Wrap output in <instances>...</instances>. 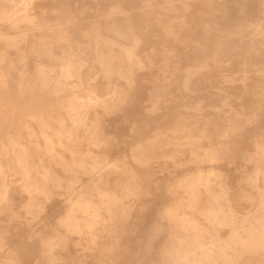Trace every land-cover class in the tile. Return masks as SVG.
<instances>
[{
    "label": "bare ground",
    "instance_id": "bare-ground-1",
    "mask_svg": "<svg viewBox=\"0 0 264 264\" xmlns=\"http://www.w3.org/2000/svg\"><path fill=\"white\" fill-rule=\"evenodd\" d=\"M74 1L76 3L77 0H0V44L5 46L0 45V118L3 117L1 119L4 123V119H10L9 128L12 127L7 131L3 129L5 132L0 134V216L12 209L15 203L14 187L19 184L27 197V211L32 215L27 219L30 220L29 227L32 226L30 222L45 211L41 195L50 198L53 188L61 187L63 182L55 165L72 175L67 179L71 189H76L75 183L82 181L83 174L90 176L89 184L79 189L77 198H67L66 213L59 221L67 234L57 229L42 238L47 264H64L66 257L60 254L57 245L68 250L67 243L73 234L79 235V240H75L77 244L86 242L82 244V250L101 246L111 251L113 239L122 234L119 228L126 229L135 208L136 203H127L126 199L139 197L143 193L142 174L131 164L128 165L127 155L111 160L109 151L102 150L108 141L102 117L122 109L128 99L132 98L127 87L121 89L112 80L114 74L125 77L126 82L132 84L136 80L137 71L144 69L148 61L150 67L157 66L158 75H163V78L158 76L157 81L170 82V75H174V72H170L171 67L174 70L181 69L180 61L184 56L186 75L181 86L187 91L189 100L188 97L193 95L190 92L197 94L199 85L206 82L196 76L198 73L207 75L206 72H213L212 69L217 66L220 70L224 62L234 63L233 59L239 56H242L238 63L243 72L242 85H253L248 72L259 70L254 58L264 53V16L251 19L245 15L239 20L233 16L231 20L226 10L230 0H142L140 7L131 0H96L103 7L101 13L99 11L95 15H86L91 4L89 0H78L81 1L80 5H74ZM245 1L236 3L239 12L243 14ZM258 1L264 6V0ZM49 9L56 15L54 19H50ZM168 11L174 14L169 15ZM88 18V28L85 30ZM190 21H196L197 24L194 26ZM198 28L202 29L201 38L196 34ZM168 41L175 43L177 49L173 51L164 45L158 50L155 46ZM148 43H154L149 51L160 55V61L156 62L149 53L145 55L146 59L143 58L139 47ZM211 45L212 54L207 51ZM30 58L34 61L33 71L30 69ZM95 70L102 72L107 79L105 97L100 95L98 85L92 81ZM222 77L227 81L231 79L226 75ZM159 92L156 88L152 94V111L159 108ZM195 101V104L188 105L194 112L187 115L180 113V121L176 126L163 131L156 128L152 135L133 143L131 155L137 163L150 168L153 161L159 160L168 165L169 160H172L178 166L181 165L178 156L186 151H189L190 160L194 162L219 160L221 152L228 148V142L219 141L202 153L198 139L191 135L194 128H199L201 120H206L207 124L212 123V114L202 111V100L197 98ZM19 102L22 107L24 103L30 108L24 106V109H20L19 105V109H15V105L10 104ZM9 105L14 109H8ZM98 105L101 111L97 110ZM224 105L228 107L225 113L231 122L230 126L233 120L237 122L241 119L239 122L242 125H238L244 128L258 118L255 110H238L227 99ZM40 106H48L50 109H41ZM217 109L218 113L222 110L219 107ZM16 113L19 114L16 116ZM22 115L29 120L24 116L21 118ZM91 117L93 119L89 122ZM14 118L18 121H14ZM125 118L128 119L127 114ZM31 121L37 122L38 130ZM80 128H85L84 138L98 149L84 151L79 147L83 141L78 134ZM200 129L202 138L207 128L201 126ZM228 132L226 130L224 135ZM255 147L257 154L264 160V142L255 140ZM46 156L48 159H45ZM204 172L200 168L192 175L185 174L177 178L170 176V179H175V183L173 185L171 182L169 187L173 193L178 194L179 201L167 204L161 213V217L170 222L171 229L161 247V264H239L247 252L260 256V264H264V189L258 184L262 167L257 166L247 178L258 190L260 204L241 221L237 220L236 208L229 192L216 189L221 170L212 169L208 175ZM113 173H120L125 178L116 180L117 188L111 187ZM15 174H20L21 178L15 180ZM205 195H209L211 200L204 201ZM222 197H226L225 202L220 201ZM162 227L158 223L156 229ZM225 227L230 228L229 238L221 242L220 236ZM31 228L28 235L30 238L38 235L35 228ZM6 233L0 231V248H5L7 244ZM8 256L7 264L20 263ZM102 258L111 256L106 254Z\"/></svg>",
    "mask_w": 264,
    "mask_h": 264
},
{
    "label": "rangeland",
    "instance_id": "rangeland-1",
    "mask_svg": "<svg viewBox=\"0 0 264 264\" xmlns=\"http://www.w3.org/2000/svg\"><path fill=\"white\" fill-rule=\"evenodd\" d=\"M240 1L241 0H236V1L230 0L228 2V7H227L228 9L226 10L228 16L230 17L229 19L233 20L234 19L233 16L237 20H239V18L243 19L242 17H244L245 15L248 16V18L250 16L251 19L252 18L257 19L259 16H264L263 14L264 6L261 5L260 1L243 0L245 1V5H244L245 14L240 13L238 10V4L236 3ZM80 2L81 1L77 0L75 3L74 1L75 3L74 5H80L79 4ZM89 2H91V4L87 10L86 15H95L99 11H100L99 13H101V8L103 7V5L101 6V4H97L96 0H89ZM130 2H134L136 6L139 5L141 6L142 4V0H131ZM136 9L138 10V8ZM168 14L171 15L174 14V12L168 11ZM48 15L50 16V19H54L56 17L52 9L51 10L49 9ZM89 19L90 18L87 19V23H86L87 26L84 25L85 30L88 28ZM190 22L194 26L197 24L196 21L194 22L190 21ZM191 24L190 26L193 27V25ZM200 29L201 28L197 29L196 34L198 37L201 38L203 34H202V29L201 30ZM4 30L8 31V29L6 28H4ZM159 40L161 41V38ZM161 44L162 45H159L158 43L155 45L157 46L158 50L162 49L163 48L162 46L164 45H166L167 49H173V51L174 49L175 50L177 49V45L171 41H168L166 43L161 42ZM0 45L1 47H5L3 44ZM153 45H151V43H148L147 45H141L139 48L143 54L144 59H146L147 57L145 55L149 53L157 62L160 61V55L153 54L152 52L150 53L149 51L150 46ZM207 51L210 54H212L213 46L212 45L209 46ZM168 52L172 53L170 51ZM263 55L264 53H262L261 55H255L256 58H254V62L255 63L257 62L256 67H258L259 70L253 71L251 73L248 72V75H250L253 85H248V86L242 85L241 78L243 77L242 74L243 72L241 71L242 67L238 64L239 62H241L242 56H239L238 58L233 59L234 63H229L230 61L224 62L223 65L220 66V70L219 67L217 66L212 69V71L214 70L213 72L211 71L210 73L206 72L208 76L202 72L198 73L196 76L205 79L204 82L205 81L206 82L205 84L199 85L200 90H197V94L196 92H190L191 93L190 95L192 94L193 95L188 97L189 100H187V91H184L181 86V83L184 79V75H186L185 69L183 68L184 67L183 65L185 64L184 56H182L183 59H181L180 61V65L182 64L181 69L174 70V68L171 67L172 71L170 72H174V75L172 74L173 75L172 76L169 74L172 77L170 82H167L165 80L157 81L158 76L162 77L163 75L161 74L158 75L159 71L157 66L150 67L148 61H146L147 66L144 69L142 68L137 71L136 80L132 84L127 83L126 78L120 76L119 74H114L112 76V80L115 83H117L118 86H121V89L128 88L129 94H131L130 98L131 96L132 98L128 99V101L124 104V107L122 109H118L117 111L102 117V125L104 126V131L107 135V140H108L106 142V146L104 145L102 150L106 152L109 151L108 152L109 158L111 157L110 158L111 160L120 159L123 154L127 155L128 157L127 161L129 162L128 165L131 164L136 171L142 174L143 193L140 194L139 197H132L126 199L127 203L135 202L136 203L135 208L131 214V217L129 218V223L126 224V229L121 230L119 228V231L122 234L119 237L113 239L112 242L113 247L111 251H106L101 246L100 248L87 247L86 250H82V246H83L82 244H85L86 242L83 241L82 244H77L76 241L79 240V235L73 234L71 236L72 239L71 240L69 239L68 241L69 244L67 243L68 246L66 245L68 247V250L64 249L65 250L64 251L60 245H57L60 254L66 257L63 260L64 264H161V260H160L161 247L164 241L169 237L171 231L170 222L165 218L163 219L161 217L162 216L161 213L167 204L175 203L179 201L178 194L173 193L171 191L172 188L169 187V184L171 182H172L171 184L173 185L175 183V179H170L171 175L176 178L178 176L180 177L185 174L192 175L195 172H197L200 168L205 170L204 172L205 175H208L212 169L215 168L220 169L221 176H220L219 186H217L216 189L217 190L223 189L229 192L230 199L236 208L235 214L237 220L241 221L245 216L250 215L253 212L252 210L258 208L261 198L258 194V190L249 183L247 178L250 174L254 173V170L257 166L262 167V173L259 175L258 184L264 189V160L260 157V155L257 154L255 149L256 148L255 140L264 142V103H263L264 81L262 80V78L264 77V72H263L264 70L260 71V69L264 68ZM29 61H30V69L33 71L35 69L32 66L34 65V61L31 58L29 59ZM227 62L229 64H227ZM224 75L230 77L231 79L229 81L224 80V78L222 77ZM92 76H93L92 81H94V83L98 85V90L100 95L105 97L106 91L104 89V86L107 80L106 77L102 72L99 73L96 70L93 72ZM256 81H259L257 82L258 84H255ZM161 84H165L166 86L165 87L160 86ZM156 88L160 90L159 94L161 95V97L159 101V108L156 111H152L151 108L154 99L152 94L154 93ZM149 93L151 94L149 95ZM227 94H229V96ZM260 96H262V98ZM197 98H200L202 100V107H203L202 111L208 114L209 113L212 114V120H211L212 123L207 124L206 120H201L198 123L199 128H194L191 132V135L194 138L198 139V145L199 148L201 147L200 152L202 153H204V150L210 148L213 144H216L219 141H225L226 143L228 142L227 143L228 148H226L221 152L219 160L217 162H210L207 160L199 163L194 162L190 160L191 157L189 151H186L185 154L178 156L177 160H180L181 163V165L178 166L175 165L172 160H169L170 163L168 162V165H164L162 161L159 162V160L153 161L151 163L150 168L142 166L141 164L137 163L136 160H134V158L131 155L132 145H134L139 140L144 139L146 136L152 135V133L154 132V130H156V128H160L163 131L164 129H168L170 127L176 126V124L180 121L179 118L180 113L187 115L189 113L194 112V109L188 105L195 104L196 103L195 99ZM226 99L231 103L233 107H236L238 110H242V111L255 110L258 114V118L254 121L253 124L248 125L244 128L239 127V125H242L239 122L241 121V119L237 120V122L233 120L232 125L230 126L231 122H229L225 113V110L228 108L226 105H224ZM10 104L15 105V109H19V105L21 107L20 109H22L24 106L26 107V109L27 107H29L26 106L24 103H22L23 105L22 107L20 102L17 104L16 103H10ZM212 105H214V107ZM97 107H99V109L97 110L100 111L102 110L100 105H98ZM218 107L222 108V110L219 111V113L217 112ZM9 108L14 109V107L10 105L8 106V109ZM40 108L50 109L48 108V106H46L45 108L44 106H40ZM54 108L57 109L58 108L57 105H55ZM18 114L19 113H16L15 115L17 116ZM125 114H127L128 119L125 118ZM15 115L14 117H16ZM154 115L156 119H154ZM23 116L24 115H22L21 118H23ZM1 118L3 117L1 116ZM1 118L0 120H2ZM24 118L27 119L26 116H24ZM92 119L93 117H91L90 120L88 119V121L90 122ZM4 120L5 123L3 122V120L0 121V132H1L0 134L12 128V127L9 128L11 126L10 119L7 120L4 119ZM14 121H18L17 118ZM1 122L3 124H1ZM31 122L33 126L35 125L34 127L38 130L37 122L35 121H31ZM201 126H205L207 128V132L205 136L202 138L200 137L202 134L200 129ZM235 127H237L238 129L234 130L233 128ZM3 129L5 131H3ZM226 130H229V132L227 135L225 134L226 135L225 136L224 132ZM78 134L81 135L83 140L79 143V147L82 150L85 151L88 149H92L94 151L98 149V147H95L89 142V140H86L84 138L85 136L84 134H86L85 128L82 129L80 128ZM25 136H26L25 139H27L28 137L26 133ZM136 137L138 140L136 139ZM40 142H42V140ZM59 149L62 150L60 147ZM65 154L69 155V152H66ZM130 157L132 160L130 159ZM45 159H48V157L46 156ZM54 168H56L58 173L63 177V182L61 184V187L56 186L53 188L54 191L53 195L56 196L52 195L49 198L45 195H41L40 199L42 201V204L45 206V211H44L45 213L44 212L41 213L42 215H39L37 219L30 222L33 228H35V232H37L38 234L37 236L31 237L32 239L28 237L29 232L32 231L31 228L32 226L30 225L29 227L28 223L30 220H28L27 218H31L32 215L28 214L27 211L26 194L19 187L20 186L19 184H16V186L14 187L13 195L15 197V203L11 206L12 209L6 210V212L1 214L0 216L1 217L0 231L7 232L6 233L7 244L5 248L4 247L0 248L1 264L8 263V261L6 260L8 255H9L8 257L14 259L15 262L18 263L20 262L19 264H47V260L44 257L45 253L43 251L44 246H42L43 245L42 238L44 236H49L53 234L57 229L63 232L64 234H67V231L59 225L60 218L66 213L67 210L66 209L68 205L67 198H77L79 189H82L84 185L89 184L90 176L87 174L85 175L83 174L82 181L75 183V186L77 185L76 189H71L70 181L67 180L68 177L70 178L72 176L70 172L64 171V169L59 165H55ZM113 174L111 175V181H112L110 182L111 187L117 188L118 187L116 183L118 181L117 179L124 180L125 178H123L120 173H113ZM13 177L14 179L16 178L15 180H19L21 178L20 174H15ZM207 199L211 200L209 195H205L203 198L204 201ZM225 199L226 197H222L220 198V201L225 202ZM196 215L201 217L200 214H198V212H196ZM158 223H160L163 226L162 229L160 230L156 229ZM135 227L138 228L136 229ZM38 229L40 231H38ZM229 229L230 228L225 227L224 230L222 231V234L220 236L221 242H226V240L229 238L228 236L230 233ZM126 230H128V232ZM106 254H110L111 258L103 259L102 257ZM40 255H42L43 257ZM248 258L249 260H247ZM36 260L38 263L36 262ZM260 263H261L260 256H255V254H251L247 252L244 254V259H242L239 264H260Z\"/></svg>",
    "mask_w": 264,
    "mask_h": 264
}]
</instances>
